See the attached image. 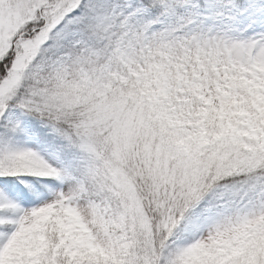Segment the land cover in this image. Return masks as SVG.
<instances>
[{
    "label": "snow or ice",
    "instance_id": "6c2138e0",
    "mask_svg": "<svg viewBox=\"0 0 264 264\" xmlns=\"http://www.w3.org/2000/svg\"><path fill=\"white\" fill-rule=\"evenodd\" d=\"M0 264H264V0H0Z\"/></svg>",
    "mask_w": 264,
    "mask_h": 264
}]
</instances>
